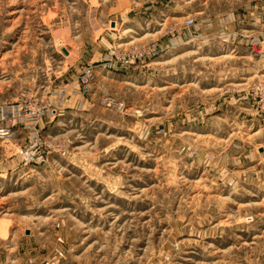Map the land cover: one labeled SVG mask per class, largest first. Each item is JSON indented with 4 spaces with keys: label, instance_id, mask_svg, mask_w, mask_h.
Masks as SVG:
<instances>
[{
    "label": "rangeland",
    "instance_id": "rangeland-1",
    "mask_svg": "<svg viewBox=\"0 0 264 264\" xmlns=\"http://www.w3.org/2000/svg\"><path fill=\"white\" fill-rule=\"evenodd\" d=\"M261 40L264 0H0V264H264Z\"/></svg>",
    "mask_w": 264,
    "mask_h": 264
},
{
    "label": "built area",
    "instance_id": "built-area-1",
    "mask_svg": "<svg viewBox=\"0 0 264 264\" xmlns=\"http://www.w3.org/2000/svg\"><path fill=\"white\" fill-rule=\"evenodd\" d=\"M187 21H188V23H192V19H188ZM253 43L250 44L252 50L254 52L256 51L257 53L260 52L261 54H264V40H261L259 42H256L255 44H253ZM0 134L1 135H6L7 133L5 131L1 130L0 131Z\"/></svg>",
    "mask_w": 264,
    "mask_h": 264
}]
</instances>
